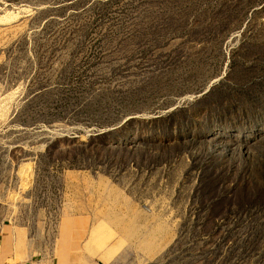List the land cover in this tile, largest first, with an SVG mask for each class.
<instances>
[{
    "label": "rangeland",
    "instance_id": "rangeland-1",
    "mask_svg": "<svg viewBox=\"0 0 264 264\" xmlns=\"http://www.w3.org/2000/svg\"><path fill=\"white\" fill-rule=\"evenodd\" d=\"M79 212L94 264H264V0H0V235Z\"/></svg>",
    "mask_w": 264,
    "mask_h": 264
},
{
    "label": "crops",
    "instance_id": "crops-1",
    "mask_svg": "<svg viewBox=\"0 0 264 264\" xmlns=\"http://www.w3.org/2000/svg\"><path fill=\"white\" fill-rule=\"evenodd\" d=\"M91 227L88 213L64 214L37 246L22 232L7 230L0 235V264H94L85 248Z\"/></svg>",
    "mask_w": 264,
    "mask_h": 264
}]
</instances>
